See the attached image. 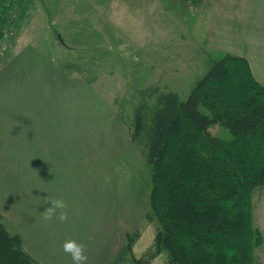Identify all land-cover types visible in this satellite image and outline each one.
I'll return each instance as SVG.
<instances>
[{"label":"rangeland","instance_id":"obj_1","mask_svg":"<svg viewBox=\"0 0 264 264\" xmlns=\"http://www.w3.org/2000/svg\"><path fill=\"white\" fill-rule=\"evenodd\" d=\"M7 4L0 0V7ZM212 5L213 0H31L22 18L18 12L12 23L15 35L0 40V51L16 40L13 48L23 44L51 58L53 53L65 55L67 162L82 165L75 184H68L67 221L61 222L57 213L43 232L40 223L38 229L23 225L24 248L39 263L73 264L62 247L67 239L85 245L87 264L111 263L126 244V235L138 230L143 232L134 255L139 258L151 248L157 226L145 221L150 172L130 129L142 97H149L142 93L159 88L185 101L215 61L234 55L230 46L256 50L247 40L228 42L216 30L210 41ZM13 10L10 6L9 13ZM254 60L259 65V53ZM251 70L264 86V70ZM154 104L148 99L147 107ZM210 132L230 138L220 125L211 126ZM6 171L7 179L19 181ZM10 180L1 182V197L17 195ZM25 187L19 189L25 192ZM22 202L28 204L27 198ZM25 206L22 214H29L32 223L41 208ZM253 208L254 225L264 238V188L254 192ZM27 228L31 232H23ZM254 254L256 264H264V244ZM152 264H167V253Z\"/></svg>","mask_w":264,"mask_h":264},{"label":"trees","instance_id":"obj_2","mask_svg":"<svg viewBox=\"0 0 264 264\" xmlns=\"http://www.w3.org/2000/svg\"><path fill=\"white\" fill-rule=\"evenodd\" d=\"M29 1L1 0L8 4L0 11V39L9 7L22 18ZM146 93L130 129L150 172L145 221L157 232L139 258L133 249L143 231L127 234L110 264H152L164 252L167 264H256L254 252L264 244L253 208L254 192L264 188V86L248 60L224 55L185 101L159 88ZM213 125L230 138L212 135ZM0 264H41L9 233L1 214Z\"/></svg>","mask_w":264,"mask_h":264},{"label":"crops","instance_id":"obj_3","mask_svg":"<svg viewBox=\"0 0 264 264\" xmlns=\"http://www.w3.org/2000/svg\"><path fill=\"white\" fill-rule=\"evenodd\" d=\"M212 8L210 41L215 30L228 42L236 40V45L247 40L255 51H238L230 46L231 52L246 58L253 71L264 70V0H213ZM15 44L16 40L0 60V185L10 180L6 169L10 170L9 178L17 175L19 181L10 180L17 195L0 196V213L6 229L24 244L23 225L35 224L38 229L40 223L43 232L49 221L42 215L50 206L47 198H60L66 203L68 184L73 185L82 165L67 162L65 55L51 53V58L33 46L17 44L13 48ZM257 53L261 56L259 65L253 62ZM13 157L19 161L14 163ZM24 183L25 192L19 189ZM24 197L28 204L22 202ZM25 204L26 209L35 205L41 208L33 216L36 221L31 223V216L22 214ZM29 219L28 225L22 223ZM23 232L31 231L27 228Z\"/></svg>","mask_w":264,"mask_h":264},{"label":"clouds","instance_id":"obj_4","mask_svg":"<svg viewBox=\"0 0 264 264\" xmlns=\"http://www.w3.org/2000/svg\"><path fill=\"white\" fill-rule=\"evenodd\" d=\"M48 206L42 213L44 219L51 220L59 211L58 219L61 222H66L68 219L67 205L63 199L47 198ZM63 251L71 256L73 264H87L88 256L85 254V245L77 243L76 240L67 239L64 241Z\"/></svg>","mask_w":264,"mask_h":264},{"label":"built area","instance_id":"obj_5","mask_svg":"<svg viewBox=\"0 0 264 264\" xmlns=\"http://www.w3.org/2000/svg\"><path fill=\"white\" fill-rule=\"evenodd\" d=\"M17 10L18 9L14 8L12 13L10 14V18H8V23L3 30V37L0 39L1 41H6V39H8V38L14 37L15 30H13L12 23H13V21L16 20V18L18 16ZM6 50H7V48H6ZM6 50L0 51V57H2V58L5 57Z\"/></svg>","mask_w":264,"mask_h":264}]
</instances>
